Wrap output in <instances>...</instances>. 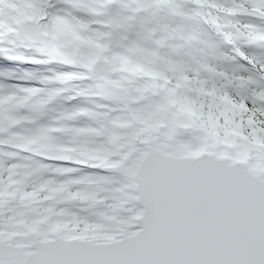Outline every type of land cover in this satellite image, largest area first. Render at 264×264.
<instances>
[{
  "label": "snow or ice",
  "instance_id": "snow-or-ice-1",
  "mask_svg": "<svg viewBox=\"0 0 264 264\" xmlns=\"http://www.w3.org/2000/svg\"><path fill=\"white\" fill-rule=\"evenodd\" d=\"M0 264H264V0H0Z\"/></svg>",
  "mask_w": 264,
  "mask_h": 264
}]
</instances>
